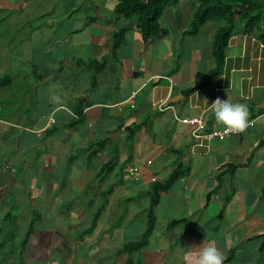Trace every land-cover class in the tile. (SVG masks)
<instances>
[{
  "label": "crops",
  "instance_id": "crops-1",
  "mask_svg": "<svg viewBox=\"0 0 264 264\" xmlns=\"http://www.w3.org/2000/svg\"><path fill=\"white\" fill-rule=\"evenodd\" d=\"M119 1L0 0V229L18 230L0 240L19 250L36 217L26 255L41 261L71 264L76 244L93 259L116 247L119 264H193L211 244L223 264H264V43L233 34L223 72L208 79L218 24L184 34L199 0L168 6L167 33L150 42L137 18L117 16ZM90 60L103 68L94 84L93 68L78 64ZM218 97L247 105L243 131L195 138L176 119L227 128L209 108ZM179 169L148 245L118 254L145 231L153 184Z\"/></svg>",
  "mask_w": 264,
  "mask_h": 264
},
{
  "label": "trees",
  "instance_id": "trees-1",
  "mask_svg": "<svg viewBox=\"0 0 264 264\" xmlns=\"http://www.w3.org/2000/svg\"><path fill=\"white\" fill-rule=\"evenodd\" d=\"M179 0H120L115 8L117 16L126 19L137 18V27L141 30L145 42L160 38L167 31L161 28L160 18L164 10L171 5H177ZM209 22L217 23L218 28L212 40V54L215 61L214 68L207 73L208 79H212L223 72L225 63V51L231 36L237 32L245 34L256 33L259 40L264 43V0H199L189 28L185 35H196L201 28ZM125 30L119 31L114 36V47L117 49L125 42ZM79 65L93 68L92 83H96V78L102 66H96L95 61H79ZM193 87L187 94L194 91ZM103 144V143H101ZM116 167L115 161L110 160L102 167L99 177H103ZM182 169L173 172L165 182H156L149 193L151 202L148 210L147 225L141 238L134 242L125 244L117 251L118 254H133L144 249L153 234L156 222L155 207L159 201L160 194L168 190L172 184L182 175ZM105 205L94 215L92 224L87 227L85 234H90L96 227L100 213ZM36 217H33L22 239L20 240L19 254L22 257L27 250V245L32 236L36 233ZM2 246H0L1 248ZM127 264H140L131 259Z\"/></svg>",
  "mask_w": 264,
  "mask_h": 264
},
{
  "label": "clouds",
  "instance_id": "clouds-1",
  "mask_svg": "<svg viewBox=\"0 0 264 264\" xmlns=\"http://www.w3.org/2000/svg\"><path fill=\"white\" fill-rule=\"evenodd\" d=\"M53 99H56L55 97ZM215 120L233 131H243L248 125V108L246 104L231 102L229 99L216 98L210 105ZM223 254L217 247L204 244L199 248L193 264H223Z\"/></svg>",
  "mask_w": 264,
  "mask_h": 264
},
{
  "label": "rangeland",
  "instance_id": "rangeland-1",
  "mask_svg": "<svg viewBox=\"0 0 264 264\" xmlns=\"http://www.w3.org/2000/svg\"><path fill=\"white\" fill-rule=\"evenodd\" d=\"M211 24H215L213 22H209V25ZM146 223V221H145ZM27 230V228H26ZM25 230V231H26ZM13 231V235L17 234L18 230L17 229H13L11 230V232H8L7 230H3L0 229V235L2 236L4 235H11ZM25 233V232H24ZM24 235V234H23ZM3 237V236H2ZM23 236H21L22 239ZM0 245L2 246L0 248V264H57V262L55 261V258L53 256H50L49 259H46L45 261H41V260H37L40 259L41 256L39 254H37V257H29L26 255L27 251L23 254V256L21 257L19 254V250H14V244L11 242H3L0 240ZM75 249H71L75 252V255L78 254L77 257H73V259H71V264H119L118 263V257L116 255V250L117 248H113V249H106L104 250V253H102V256H98L96 258H87L85 257V251L86 249L83 247V245L81 247H76V244L74 245ZM120 248V245H119ZM67 251V250H65ZM80 253V254H79ZM137 253V252H135ZM61 260H66L67 258L65 256H62L60 258ZM70 264V263H67Z\"/></svg>",
  "mask_w": 264,
  "mask_h": 264
},
{
  "label": "built area",
  "instance_id": "built-area-1",
  "mask_svg": "<svg viewBox=\"0 0 264 264\" xmlns=\"http://www.w3.org/2000/svg\"><path fill=\"white\" fill-rule=\"evenodd\" d=\"M161 108L165 109L164 105H161ZM176 119L185 123V124L191 125L192 126V135L195 138H199L200 135H206V136L211 137V138L223 140L224 138H226L232 134H236L238 132V131H233L229 128L214 129L210 132H207L204 119L201 116H190V117H185V118H181V119H178L176 117ZM52 122H54L53 118H52ZM130 175H131V177L137 178L139 176L138 168L134 167V168L130 169Z\"/></svg>",
  "mask_w": 264,
  "mask_h": 264
}]
</instances>
